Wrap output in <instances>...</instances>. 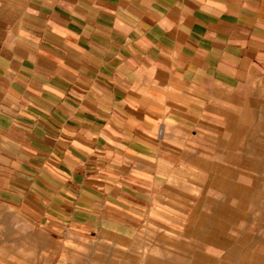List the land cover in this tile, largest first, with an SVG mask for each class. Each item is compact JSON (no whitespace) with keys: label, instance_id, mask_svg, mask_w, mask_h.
Masks as SVG:
<instances>
[{"label":"crops","instance_id":"1","mask_svg":"<svg viewBox=\"0 0 264 264\" xmlns=\"http://www.w3.org/2000/svg\"><path fill=\"white\" fill-rule=\"evenodd\" d=\"M251 73L264 0H0L13 192L59 224L106 225L197 90Z\"/></svg>","mask_w":264,"mask_h":264},{"label":"rangeland","instance_id":"2","mask_svg":"<svg viewBox=\"0 0 264 264\" xmlns=\"http://www.w3.org/2000/svg\"><path fill=\"white\" fill-rule=\"evenodd\" d=\"M159 146L139 189L89 228L16 197L0 150V264H264V77L206 81Z\"/></svg>","mask_w":264,"mask_h":264}]
</instances>
